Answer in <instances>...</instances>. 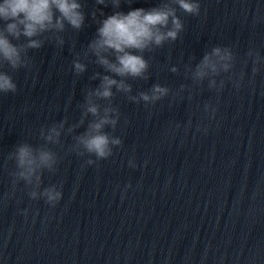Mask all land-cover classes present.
Segmentation results:
<instances>
[{
	"label": "water",
	"instance_id": "95a60500",
	"mask_svg": "<svg viewBox=\"0 0 264 264\" xmlns=\"http://www.w3.org/2000/svg\"><path fill=\"white\" fill-rule=\"evenodd\" d=\"M80 2L82 29L38 37L25 68L0 66L17 84L0 93V264H264V0H199V16L178 9V39L144 53L148 79H127L131 93L93 97L99 116L83 115L95 74L110 75L85 55L99 20L161 0ZM214 47L231 52L228 70L197 79ZM77 58L87 65L79 76ZM155 84L170 90L155 104L128 99ZM107 107L119 119L103 131L122 144L97 160L77 137ZM22 144L57 160L31 184L15 175ZM50 187L62 192L55 206L42 195Z\"/></svg>",
	"mask_w": 264,
	"mask_h": 264
},
{
	"label": "clouds",
	"instance_id": "9594fccd",
	"mask_svg": "<svg viewBox=\"0 0 264 264\" xmlns=\"http://www.w3.org/2000/svg\"><path fill=\"white\" fill-rule=\"evenodd\" d=\"M99 5H106V0H95ZM114 8L120 9L121 0H111ZM131 3V0H129ZM178 9L190 16H199L201 5L199 0H161V3L148 9L135 8L127 13L117 10L99 20L95 38L88 44L87 52L96 57V63L102 66L110 75L100 76L96 73L94 79L100 77L99 87L87 91L85 96V111L83 115L99 116V105L94 103L93 97L111 100L114 96L113 89L125 94L132 92V86L127 79H148L149 61L144 53L154 48L162 47L166 42L176 41L184 30V23L178 16ZM103 15V13H101ZM95 19V14H93ZM85 23V13L80 0H0V66L7 65L12 70L25 68L29 64L28 52L40 49L45 41L39 39L45 33H62L66 24L79 31ZM21 37L27 43L18 44ZM11 38V39H10ZM58 45H63L64 40L56 35ZM113 53L114 60H110L106 53ZM232 54L228 49L214 47L206 53L199 64L196 65L195 77L203 79L210 72L218 71V64L225 71ZM87 65L79 58L73 61V70L77 76L86 71ZM175 71V69H173ZM255 71V69H254ZM119 78V79H118ZM17 84L12 76L5 71H0V93H15ZM169 88L160 84L153 85L150 92H140L137 96L128 99L135 103L141 101L145 105L155 104L169 94ZM112 114H115L114 116ZM119 119L117 109L107 107L104 115L89 124L88 130L77 137V146L82 147L90 156L97 160H104L113 154L110 145H121L119 138H110L103 131L106 125L116 126ZM63 125L61 124L60 127ZM49 141L59 137L60 132L56 126L50 129ZM77 154H82L77 152ZM16 165L19 171L15 174L19 179L28 184L38 169L53 170L57 163L55 155L46 150H40L38 155L33 149L22 144L15 151ZM89 164L94 163L92 159ZM39 181V176H36ZM32 199L36 193H29ZM42 195L46 202L55 206L62 198V192L56 187L46 188Z\"/></svg>",
	"mask_w": 264,
	"mask_h": 264
}]
</instances>
